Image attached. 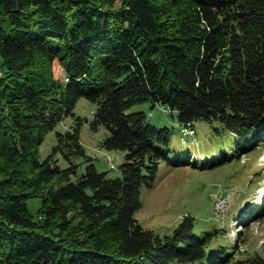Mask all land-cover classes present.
<instances>
[{"label": "trees", "instance_id": "trees-1", "mask_svg": "<svg viewBox=\"0 0 264 264\" xmlns=\"http://www.w3.org/2000/svg\"><path fill=\"white\" fill-rule=\"evenodd\" d=\"M0 57V264L235 256L234 245L211 246L217 230L195 233L190 217L164 236L137 222L141 190L168 159L161 149L170 131L130 109L159 105L190 132L196 122L218 123L236 152L252 145L264 124V0H0ZM80 97L93 105L91 129L108 131L100 147L123 153L120 176L86 156L79 129L87 120L74 115ZM70 116L41 160L46 134Z\"/></svg>", "mask_w": 264, "mask_h": 264}, {"label": "rangeland", "instance_id": "rangeland-1", "mask_svg": "<svg viewBox=\"0 0 264 264\" xmlns=\"http://www.w3.org/2000/svg\"><path fill=\"white\" fill-rule=\"evenodd\" d=\"M1 62L0 57V68ZM130 112H143L151 125L170 131L168 147L161 149L168 159L161 160L152 185L141 190L140 208L135 214L137 222L160 236L172 234L186 217L193 220L194 231L201 238L205 232L217 230V243L211 246L234 245L235 256L227 263L212 264H232L230 261L244 264L252 258L264 257V124L260 137H256L252 145L239 146L236 152L233 136H228L216 122H196L190 132L159 105L137 104ZM93 114V105L80 97L74 115L87 120L79 129L86 156L92 159L99 172H107L111 177L120 176L119 167L124 155L100 147L108 131L103 127L96 131L91 129L89 122ZM73 119L67 117L46 134L39 147L41 160L52 152L56 144L55 132L72 126ZM186 155H190L189 164H174L176 160L184 162ZM56 158L60 167H67L60 154ZM109 160H113V169L108 165ZM85 164L82 163L77 176L84 172ZM39 205V199L28 202L31 210Z\"/></svg>", "mask_w": 264, "mask_h": 264}, {"label": "built area", "instance_id": "built-area-1", "mask_svg": "<svg viewBox=\"0 0 264 264\" xmlns=\"http://www.w3.org/2000/svg\"><path fill=\"white\" fill-rule=\"evenodd\" d=\"M2 73V71L0 70V74ZM108 165L110 167V169H113L114 163L113 160H109Z\"/></svg>", "mask_w": 264, "mask_h": 264}, {"label": "bare ground", "instance_id": "bare-ground-1", "mask_svg": "<svg viewBox=\"0 0 264 264\" xmlns=\"http://www.w3.org/2000/svg\"><path fill=\"white\" fill-rule=\"evenodd\" d=\"M0 77H2V73L0 74ZM263 160H264V158H262ZM113 168H114V166H113Z\"/></svg>", "mask_w": 264, "mask_h": 264}]
</instances>
